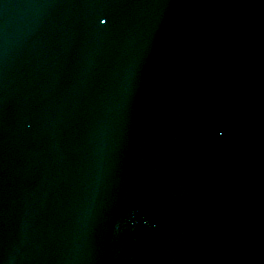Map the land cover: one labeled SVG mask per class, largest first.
Here are the masks:
<instances>
[{
  "label": "water",
  "instance_id": "obj_1",
  "mask_svg": "<svg viewBox=\"0 0 264 264\" xmlns=\"http://www.w3.org/2000/svg\"><path fill=\"white\" fill-rule=\"evenodd\" d=\"M0 264H264L248 0H0Z\"/></svg>",
  "mask_w": 264,
  "mask_h": 264
}]
</instances>
